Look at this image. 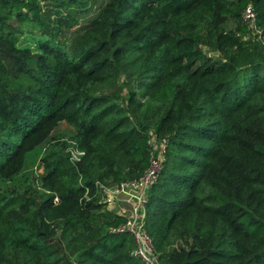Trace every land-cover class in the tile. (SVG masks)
Instances as JSON below:
<instances>
[{
    "label": "trees",
    "instance_id": "trees-1",
    "mask_svg": "<svg viewBox=\"0 0 264 264\" xmlns=\"http://www.w3.org/2000/svg\"><path fill=\"white\" fill-rule=\"evenodd\" d=\"M89 2L0 0V264H140L109 231L125 218L102 187L142 176L149 131L163 144L144 200L159 264H264V42L240 20L250 4L264 38V0H107L67 44ZM44 7L67 34L51 35ZM24 23L34 52L18 46ZM118 76L110 96L89 93ZM60 120L77 131L74 164L40 156Z\"/></svg>",
    "mask_w": 264,
    "mask_h": 264
},
{
    "label": "rangeland",
    "instance_id": "rangeland-1",
    "mask_svg": "<svg viewBox=\"0 0 264 264\" xmlns=\"http://www.w3.org/2000/svg\"><path fill=\"white\" fill-rule=\"evenodd\" d=\"M234 1V0H231ZM107 2V0H90L89 2V10L86 12H83L81 15L76 17V23L75 25H70L69 27V33L66 38V43H70L71 38V32H75L77 30L83 29L91 20H93L97 14L99 13L100 9L103 8L104 4ZM42 18L45 22H49L52 28H54L55 31L51 33L53 35L58 29L62 30L63 34H67L66 29H64L63 25L59 24L58 21L61 22L60 19L54 17L52 15V8H42ZM242 13V12H241ZM240 13V17H241ZM21 30V37L18 43L19 47H26L29 48L32 52L35 51V41L38 38V29L33 23H24L20 27ZM58 32V31H57ZM249 32V33H248ZM246 35L244 36V39H250L253 38L252 33L250 30H248ZM56 34V33H55ZM58 34V33H57ZM262 41L264 42V38L262 36ZM258 42V41H257ZM256 50L260 51L259 48L255 47ZM202 50L204 53L211 58H214V60H223L222 53L219 51H211L208 52V48L205 46L202 47ZM232 51V50H230ZM226 51H223L225 53ZM261 52V51H260ZM261 56L264 57L263 53L261 52ZM264 59V58H263ZM125 75L127 76L126 70ZM123 77L119 76L116 79L106 81V82H96L94 83L90 89L89 93L92 95H98L100 97L104 96H110L112 92H114L118 88V80H122ZM144 77H137L132 79V85H134V90L137 88V80H143ZM134 122L131 121L128 126L132 125ZM125 128V127H123ZM152 133L149 131V140L152 139ZM157 143L158 141H154ZM39 152L40 156H48L52 160L53 159H64L68 161L70 164H74L79 161V158L82 156V150L79 147V140L77 138V131L76 129L69 123H67L64 120H60L57 122V124L53 127V129L49 132V134L41 141V144L39 145ZM44 174V170L41 164H37L34 169H31L30 171V178L29 182L33 183L34 187L38 185V179L42 177ZM37 184V185H35ZM1 188V187H0ZM103 190V196L105 198H109L113 195L115 191H119V188L114 187H102ZM5 194H3L2 190L0 189V208H3L4 204H7ZM134 203V201H133ZM132 203V205H133ZM131 205V206H132ZM1 225V224H0Z\"/></svg>",
    "mask_w": 264,
    "mask_h": 264
},
{
    "label": "built area",
    "instance_id": "built-area-1",
    "mask_svg": "<svg viewBox=\"0 0 264 264\" xmlns=\"http://www.w3.org/2000/svg\"><path fill=\"white\" fill-rule=\"evenodd\" d=\"M241 24L251 31L256 40H261L262 32L255 26V15L250 4L246 5L241 13ZM264 46V44H263ZM152 138L148 141L150 151L148 167L142 176L134 181L123 183L118 186L119 190L136 191L134 203L130 208V215L120 226L109 229L112 233L125 232L134 243L131 255L135 257L140 264H159L158 257L153 250L151 240L144 230V200L146 192L150 185L156 180L157 174L161 169V160L163 153V144L155 143ZM56 203V199H53Z\"/></svg>",
    "mask_w": 264,
    "mask_h": 264
},
{
    "label": "crops",
    "instance_id": "crops-1",
    "mask_svg": "<svg viewBox=\"0 0 264 264\" xmlns=\"http://www.w3.org/2000/svg\"><path fill=\"white\" fill-rule=\"evenodd\" d=\"M127 190L128 189L115 191L112 196L103 199L106 210L114 215L128 218L131 205L136 196V191Z\"/></svg>",
    "mask_w": 264,
    "mask_h": 264
},
{
    "label": "bare ground",
    "instance_id": "bare-ground-1",
    "mask_svg": "<svg viewBox=\"0 0 264 264\" xmlns=\"http://www.w3.org/2000/svg\"><path fill=\"white\" fill-rule=\"evenodd\" d=\"M128 191V190H127Z\"/></svg>",
    "mask_w": 264,
    "mask_h": 264
}]
</instances>
